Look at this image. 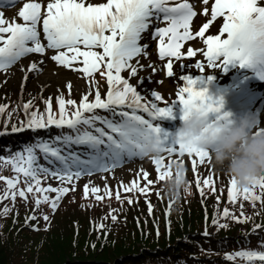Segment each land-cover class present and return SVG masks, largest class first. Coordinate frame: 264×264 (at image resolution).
Wrapping results in <instances>:
<instances>
[{
	"label": "snow or ice",
	"instance_id": "1",
	"mask_svg": "<svg viewBox=\"0 0 264 264\" xmlns=\"http://www.w3.org/2000/svg\"><path fill=\"white\" fill-rule=\"evenodd\" d=\"M17 2L5 0L8 6ZM202 4L201 14L207 18L210 13V18L202 26H197L198 30H194V18L198 16V10L190 0H25L16 17L8 19L0 11V71L7 72L30 54L43 57L46 50H53L51 60L58 66L81 72L89 87L77 102L71 98L72 85L68 82L66 87L69 95L67 98L62 93L56 96V110L53 109L52 98L44 99L42 96L40 98L45 105L43 111L34 108L35 97L28 102L21 101L17 106L23 111L24 119L19 121V126L12 123V133L26 129L36 132L53 126L60 130L59 134L50 139L37 138L19 150L12 151L9 148L7 155L0 154V168L10 165L14 173L11 177L0 175V181L5 184L0 193V201L10 199L14 207L17 198H20L27 205L31 195L33 214L25 217V226L39 230V218L35 214L39 212L47 230L50 216L43 212L41 205L46 204L55 213L62 198L70 191H75V181L82 176L111 173L135 158L150 159L156 167L157 181L171 180L172 166L179 165L183 171L175 172L174 185L178 196L181 185L185 192L189 190L190 182L184 179L185 165L182 159L187 155L192 158L195 185L201 197L205 196V187L216 191L211 176L202 179L197 173L198 162H211L208 151L190 141L169 140L167 134L162 138L161 129L154 121L171 117L172 106L177 102L182 105L181 119L195 111L209 126L228 120L229 113L220 112L222 99L218 97L213 101L207 95L206 87H196L204 82L207 74H183L191 65L182 63V60L202 53L207 69L227 71L228 65L239 64L242 68L252 69L260 80H264V0H202ZM17 18L22 22H17ZM217 18H222L218 34L206 35ZM197 38L205 46L203 49L189 46L186 52L182 51L185 42ZM152 42H155L159 60L166 61L163 63L166 76L175 78L179 69L178 79L183 82V86L175 92V98L164 107L154 102L163 99L159 92L151 91L153 100L145 101L138 87L122 75L127 70L129 77H135L138 70L145 67L140 60H151L149 50ZM43 63L42 58H34L27 66L20 65V71L24 72V82L29 73H39ZM147 67L153 73L157 72L153 63L149 62ZM195 68L200 73H206L205 64L200 60L195 61ZM95 73L106 78L108 87L103 97L93 79ZM211 79L207 75V80ZM143 82L144 78H141V86ZM24 86L22 83L21 89ZM7 109L8 105H0V114L9 117L3 121L5 133L10 118L17 110ZM101 111L105 114H101ZM210 113L216 114L214 120H209ZM150 139L157 141L156 150L160 153L158 158L144 154V146ZM165 153L170 158L166 166L162 155ZM172 156L176 159H171ZM40 157L46 163H41ZM141 173L146 183L141 186L139 179L128 185L121 182L115 199L121 205L124 200L132 204L133 197H122L121 190L139 192L145 195L148 214L151 215L153 205L148 201L147 193L151 191L149 186L154 182L143 169L137 173L138 178ZM50 179L58 181L57 186L47 183ZM90 184L91 181L84 185V198H88L89 194L97 201L112 197L113 193L107 183L104 184L103 194H100L99 186L90 187ZM256 188L260 190L259 195L254 192ZM156 195L160 198L159 190ZM226 195L229 204L236 205L239 202L241 211L237 216L228 206L222 211L217 207L211 218V224L217 230L227 227V224L220 223L221 219L240 223L252 219L243 211V201L251 202L253 207L259 201L264 206V175L253 177L246 184H240L235 177H231ZM239 197H242V201H238ZM174 199L169 200L168 208L165 209L169 226L171 221L167 218ZM216 200L219 205L220 197L217 196ZM10 211L11 208L5 205L0 210V216L6 217ZM117 211L110 207L108 215L102 220L110 217L116 223L118 216L114 213ZM137 226H140L139 219ZM94 228L98 232L104 230L107 239V226L102 221L94 224ZM257 230L264 234V224H254L252 232L256 233ZM156 235H160L158 227ZM203 235H211L207 225ZM236 258H241L244 264H264V239L256 250L242 249L227 255L228 261Z\"/></svg>",
	"mask_w": 264,
	"mask_h": 264
},
{
	"label": "trees",
	"instance_id": "2",
	"mask_svg": "<svg viewBox=\"0 0 264 264\" xmlns=\"http://www.w3.org/2000/svg\"><path fill=\"white\" fill-rule=\"evenodd\" d=\"M68 95L65 94V97ZM41 96L44 99L51 97L53 109L56 110L55 97L49 94L39 95L25 90L21 101L28 102L35 97L34 108L43 111L45 105ZM71 98L79 102L73 93ZM19 104L16 90H0V105H8L6 111L17 109L10 118L7 129L11 128L12 123L19 126V121L24 119L23 111L17 108ZM6 119H9L7 115L0 114V131L5 130L3 121ZM27 134L34 133L26 132L24 135L10 136V139H4L0 135V149L3 150L0 154L7 155L6 148L30 139L25 136ZM22 137L25 139H21ZM198 174L202 179L211 176L216 191L205 187V196L201 197L194 175L190 173L184 176L190 182L189 190L185 192L184 186H181L178 196L175 191L165 189V182L150 185L151 191L147 193V199L153 205L151 215L148 214L145 195L139 192L122 195L132 196L134 202L128 204L124 200L121 205L115 198L88 202L70 191L62 198L55 213L46 204L41 205L43 212L50 216L47 230L39 212L35 213L39 218V230L25 226V217L33 214L31 195L27 205L20 198H17L14 207L10 199L0 201V210L5 205L11 208L6 217L0 216V264H244L241 258L228 261L227 255L237 250L259 248L264 234L259 230L253 233L252 229L254 224H264V206L259 201L255 203V207L251 202L243 201V211L252 219L244 223L221 219L220 223L227 224V227L217 230L211 224L212 214L217 207L222 211L228 206L237 216L241 211L239 202L236 205L227 202V186L232 176L221 168L214 171L204 169ZM0 175L11 177L14 173L7 172L3 167L0 168ZM47 183L57 186L49 180ZM4 188V182L0 181V193ZM158 190L160 198L156 195ZM254 192L259 195V188L254 189ZM217 196L220 197L219 205ZM173 198L174 203L167 218L171 221L169 226L165 209ZM238 201H242V197ZM110 207L118 210L114 213L118 216L116 223L110 217L102 220L108 215ZM137 219L140 221L139 227ZM101 221L107 226L106 240L104 230L98 232L94 228V224ZM206 225L211 233L207 237L203 235ZM157 227L159 236L156 235Z\"/></svg>",
	"mask_w": 264,
	"mask_h": 264
},
{
	"label": "rangeland",
	"instance_id": "3",
	"mask_svg": "<svg viewBox=\"0 0 264 264\" xmlns=\"http://www.w3.org/2000/svg\"><path fill=\"white\" fill-rule=\"evenodd\" d=\"M21 6H14L8 9L0 8V11H3L4 14L6 12H11L13 10H17ZM8 18V17H6ZM11 19V18H8ZM20 20L17 18V22ZM151 60L149 61L147 58H143L140 60V63L145 65L144 68L139 69L138 73L135 77H132V81L135 86L138 87V90L142 95L148 100L151 101L152 97L150 95L151 91H157L163 95L175 96V92L179 89L180 84L178 81L177 75L175 78H169L166 76L163 68L156 64V60L154 58V49L153 42L150 48ZM54 54L53 50H46V53L43 57H40L39 54H30L25 59H22L18 64L28 65L31 59L34 58H42L44 63L42 66V70L39 73H29L28 79L25 84V88L34 89L43 91L46 90L50 93L60 94L61 92L67 90L66 85L68 82H71L72 90H74L78 96H81L83 93L89 90L88 82L83 77L82 73H75L72 70L66 69L63 66H58L54 61L51 60V55ZM204 57L202 53H197V56L193 60L184 61V64L191 65L187 70H195V72H199L198 69L195 68V61L202 60ZM151 62L157 68V72L153 73L150 68L147 67V64ZM205 64L206 72H217L219 69H207L206 61L202 62ZM180 72V70H178ZM177 72V73H178ZM24 72L20 71L18 65L13 66L7 72L0 71V86L8 88V89H19L20 79ZM221 72L218 74L220 75ZM229 77L228 75L219 76V82L224 84ZM141 78H144L143 86L140 85ZM254 87L259 88L262 91L264 96V81L260 83H254ZM173 114L177 117L182 116V105L177 102L173 106ZM178 127H176L172 131V135L176 132ZM187 156V155H186ZM188 157V156H187ZM190 158V157H189ZM192 159V158H191ZM208 164L210 168H218L212 160L211 162H205ZM155 165L152 164L150 159L145 157L144 159H140L135 162H126L122 166L117 167L111 173H94L91 176L84 175L85 177L80 181V183H89L91 181V186H99L101 189V193H103L104 184L107 183L111 190L116 186L119 182H123L128 185L130 182L136 180L137 173L140 172L141 169L146 170L151 176L153 174V169H155ZM142 177V173L141 176ZM83 186V185H82ZM83 192H78V194H82ZM90 198H92L91 194H89Z\"/></svg>",
	"mask_w": 264,
	"mask_h": 264
},
{
	"label": "clouds",
	"instance_id": "4",
	"mask_svg": "<svg viewBox=\"0 0 264 264\" xmlns=\"http://www.w3.org/2000/svg\"><path fill=\"white\" fill-rule=\"evenodd\" d=\"M173 139L190 141L208 151L212 162L246 184L255 176L264 175V123H256L255 117L244 114L211 126L192 111L182 119L172 135ZM155 139L144 146V154L159 157ZM183 171L175 165V172ZM175 175L165 181V189L174 192ZM183 186V185H181Z\"/></svg>",
	"mask_w": 264,
	"mask_h": 264
},
{
	"label": "bare ground",
	"instance_id": "5",
	"mask_svg": "<svg viewBox=\"0 0 264 264\" xmlns=\"http://www.w3.org/2000/svg\"><path fill=\"white\" fill-rule=\"evenodd\" d=\"M93 2H102V0H93ZM190 2H192V0H190ZM195 7L198 10V16L196 18H194V23L195 25H201L204 22H206V18L204 15H202V9H203V4L201 2H196L195 3ZM210 18V17H209ZM222 24V18H220L219 22L214 23L211 28L209 29V31L207 32V34H218V28L219 26ZM206 34V35H207ZM195 43H192L193 46H200V47H205L202 43V41L200 40H196L194 41ZM158 62V61H157ZM163 63V62H162ZM20 68V65L18 66ZM231 68L233 71L237 72V74H239L238 72H240V66L239 64H234V65H228V68ZM237 76V75H236ZM240 83L242 85L248 84L250 81H255V77L253 75H248L244 78L240 79ZM202 86H207L206 83H201L199 84L198 88H201ZM56 102V99H55Z\"/></svg>",
	"mask_w": 264,
	"mask_h": 264
}]
</instances>
